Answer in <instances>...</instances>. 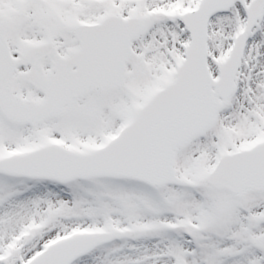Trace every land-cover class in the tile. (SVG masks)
Instances as JSON below:
<instances>
[{
	"label": "snow or ice",
	"instance_id": "snow-or-ice-1",
	"mask_svg": "<svg viewBox=\"0 0 264 264\" xmlns=\"http://www.w3.org/2000/svg\"><path fill=\"white\" fill-rule=\"evenodd\" d=\"M0 264H264V0H0Z\"/></svg>",
	"mask_w": 264,
	"mask_h": 264
}]
</instances>
